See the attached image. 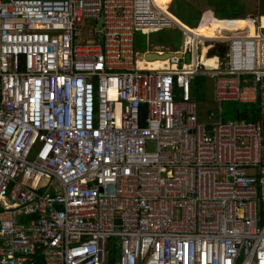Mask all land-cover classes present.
<instances>
[{"label":"built area","instance_id":"2783aa9c","mask_svg":"<svg viewBox=\"0 0 264 264\" xmlns=\"http://www.w3.org/2000/svg\"><path fill=\"white\" fill-rule=\"evenodd\" d=\"M177 20L153 0H0V264H264V27ZM164 29L180 50H135ZM197 78L259 119L201 120Z\"/></svg>","mask_w":264,"mask_h":264},{"label":"trees","instance_id":"16d2710c","mask_svg":"<svg viewBox=\"0 0 264 264\" xmlns=\"http://www.w3.org/2000/svg\"><path fill=\"white\" fill-rule=\"evenodd\" d=\"M160 8L169 6V11L189 28L201 32V35L230 33L245 30L247 34L254 33L253 16L255 20L264 19V0H155ZM199 21V22H198ZM198 23V24H197ZM264 27V23H260ZM197 25V26H196ZM145 35L139 32L134 36L135 50L143 46L138 41ZM204 83V79L197 78L194 83ZM235 122L253 123L259 119L257 105H244L235 116ZM23 222L24 219H20Z\"/></svg>","mask_w":264,"mask_h":264},{"label":"rangeland","instance_id":"374dc122","mask_svg":"<svg viewBox=\"0 0 264 264\" xmlns=\"http://www.w3.org/2000/svg\"><path fill=\"white\" fill-rule=\"evenodd\" d=\"M173 2V1H172ZM172 4V3H171ZM170 4V5H171ZM89 23H92L91 20H88ZM257 20H255V25L257 26ZM264 23V19L260 21V23ZM181 37L179 32L175 29H164L161 30L157 34H150L145 37H140L139 43L148 50L151 49L152 46L159 47H168L166 45H170L174 50H180L181 48ZM138 53H141V49H137ZM204 80H209L204 85L203 82L196 83L193 89L194 99L199 105V114L201 120H204L207 111L215 112L216 114H220L223 122H235V116L238 111H241L244 108V105H241L236 102H222L220 105L212 102L211 100V92H212V82L208 78H204Z\"/></svg>","mask_w":264,"mask_h":264},{"label":"bare ground","instance_id":"6f19581e","mask_svg":"<svg viewBox=\"0 0 264 264\" xmlns=\"http://www.w3.org/2000/svg\"><path fill=\"white\" fill-rule=\"evenodd\" d=\"M153 2H154V4L158 7V8H160V6L156 3V1L155 0H153ZM161 10H165V8H160ZM177 20V19H176ZM177 21H179V20H177ZM180 22V21H179ZM191 32L195 35V36H197V37H202V38H214V37H216L217 35H223L224 33H222V34H213L212 36H204V35H201L202 33L201 32H198V31H196V30H194V29H191ZM231 32H234V31H231ZM230 32V33H231ZM247 35H249V36H253L254 35V33L251 35V34H247ZM204 62H205V64L206 65H211L212 64V60H203ZM138 67L140 68V69H143V68H149V69H153V70H158L159 68H161V67H164V64L163 63H161V62H158V61H154V62H144V61H142V60H140L139 62H138Z\"/></svg>","mask_w":264,"mask_h":264},{"label":"water","instance_id":"95a60500","mask_svg":"<svg viewBox=\"0 0 264 264\" xmlns=\"http://www.w3.org/2000/svg\"><path fill=\"white\" fill-rule=\"evenodd\" d=\"M247 18H249V19H251V20L254 19L253 16H249V17H247ZM101 23H102L101 18H99L98 21H97V23H96V29H97L98 31L101 29ZM244 32H245V31H244ZM223 33H224V32H223ZM226 34H242V31L239 30V31H236V32H231V33H226ZM98 38H99V40H102V37H101V36H99ZM215 50H216V52L218 53L219 57H222L223 54L226 52V46H225V45H219V44H216V46H215ZM168 55H169V54H165L164 56L159 57V56H157L155 53H148V54L145 55V60H146V61H151V60H155V59H160V60H162V59L166 58V56H168ZM187 60H188V56L185 57V61H187Z\"/></svg>","mask_w":264,"mask_h":264},{"label":"flooded vegetation","instance_id":"af4514ba","mask_svg":"<svg viewBox=\"0 0 264 264\" xmlns=\"http://www.w3.org/2000/svg\"><path fill=\"white\" fill-rule=\"evenodd\" d=\"M260 18H261V17H260ZM260 18L257 20L258 22L260 21ZM253 21H255V19H253ZM258 22H257V23H258Z\"/></svg>","mask_w":264,"mask_h":264},{"label":"crops","instance_id":"0c3cea01","mask_svg":"<svg viewBox=\"0 0 264 264\" xmlns=\"http://www.w3.org/2000/svg\"><path fill=\"white\" fill-rule=\"evenodd\" d=\"M171 3H172V2H171ZM171 3H170V4H171ZM170 4H168L167 6H170ZM198 22H199V21H198ZM197 24H198V23H197ZM196 26H197V25H196Z\"/></svg>","mask_w":264,"mask_h":264},{"label":"clouds","instance_id":"9594fccd","mask_svg":"<svg viewBox=\"0 0 264 264\" xmlns=\"http://www.w3.org/2000/svg\"><path fill=\"white\" fill-rule=\"evenodd\" d=\"M177 19V18H176ZM179 20V19H178ZM180 21V20H179ZM181 22V21H180ZM184 24V23H183ZM187 26V25H186Z\"/></svg>","mask_w":264,"mask_h":264}]
</instances>
